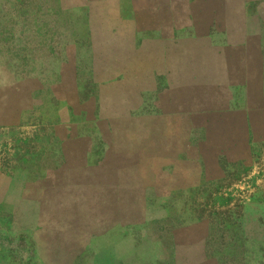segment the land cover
Wrapping results in <instances>:
<instances>
[{
    "label": "rangeland",
    "instance_id": "374dc122",
    "mask_svg": "<svg viewBox=\"0 0 264 264\" xmlns=\"http://www.w3.org/2000/svg\"><path fill=\"white\" fill-rule=\"evenodd\" d=\"M261 77L264 0H0V264H264Z\"/></svg>",
    "mask_w": 264,
    "mask_h": 264
},
{
    "label": "crops",
    "instance_id": "0c3cea01",
    "mask_svg": "<svg viewBox=\"0 0 264 264\" xmlns=\"http://www.w3.org/2000/svg\"><path fill=\"white\" fill-rule=\"evenodd\" d=\"M244 85V83H243ZM211 129L218 128L217 148L223 155L217 159L248 155L254 165L264 152V77L259 79L255 100L243 101L242 104H228L220 109L207 112ZM213 136L210 143L214 144ZM225 152V155L224 153ZM263 155V154H262Z\"/></svg>",
    "mask_w": 264,
    "mask_h": 264
}]
</instances>
